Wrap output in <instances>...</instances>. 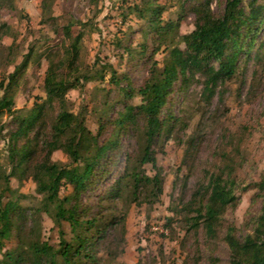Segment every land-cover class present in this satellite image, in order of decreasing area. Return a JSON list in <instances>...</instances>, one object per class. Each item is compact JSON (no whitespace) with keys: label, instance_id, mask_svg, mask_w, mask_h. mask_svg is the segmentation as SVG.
Masks as SVG:
<instances>
[{"label":"rangeland","instance_id":"374dc122","mask_svg":"<svg viewBox=\"0 0 264 264\" xmlns=\"http://www.w3.org/2000/svg\"><path fill=\"white\" fill-rule=\"evenodd\" d=\"M197 1L155 0L156 5L163 7L162 21L178 23V36L174 33L172 38H167L166 45L184 48L180 36L194 29L192 8ZM248 1H243L245 9ZM42 2L0 0V84L8 83L9 74L29 54L26 69L11 94L14 108L22 113L39 104L45 98L47 55L63 51V45L68 42L64 26L70 21L79 22L70 29L72 35H82L79 66L92 75L95 71L103 72L104 79L94 78L82 88L69 89L65 95L66 108L80 114L93 135L107 139L111 129L100 131L106 115L113 118L123 104H138L134 89L142 85L148 74L147 59L153 55L162 66L167 56L164 46L154 52L158 44L153 32H148L146 21L138 18L133 8L137 6L141 10L145 0H46V8ZM225 2L211 0V9L215 14L220 13ZM263 38L264 26L256 36L255 48ZM143 43L145 55L140 53ZM252 52L249 56L240 54L236 73L219 83L209 102L204 100L200 76L174 84L169 103L181 122L171 137H162L154 146L163 179L158 201L141 194L136 202L128 196L98 202L97 196L122 171L126 156L136 152L137 142L132 132L126 130L121 134L119 162L112 168L110 178L81 197L83 202L91 204L93 212L99 211L103 219L113 222L94 248L96 264H211L213 258L227 260V247L221 235L212 238L201 231L188 230L180 213V202L191 198L195 183L207 173L230 168L232 176L247 184L259 181L264 174V55L257 57ZM109 66L117 76H127L130 97H124L110 82ZM126 85L122 80L119 86ZM57 112V105L47 108V121L52 122ZM0 124L3 128L0 163L6 164L5 140L7 131L14 130V125L9 116H4ZM52 160L69 171L77 170L62 150L54 151ZM5 171L8 174L10 168L5 166ZM145 171L149 175L154 172L149 165H145ZM8 183L13 199H18L26 211L27 237L32 239L39 234L42 241L57 247L59 228L51 216L42 209L34 217L31 215V209L39 208L41 198L35 191L33 178L15 175ZM71 190L62 183L60 197ZM237 193L238 204L227 212L225 220L233 223L237 235L242 237L251 233L252 219L259 212L262 200L255 188ZM9 198L10 194H5L3 202ZM61 228L64 239L69 241L72 236L69 224L63 222ZM17 238L18 232L14 230L4 250L15 248Z\"/></svg>","mask_w":264,"mask_h":264},{"label":"trees","instance_id":"16d2710c","mask_svg":"<svg viewBox=\"0 0 264 264\" xmlns=\"http://www.w3.org/2000/svg\"><path fill=\"white\" fill-rule=\"evenodd\" d=\"M243 1L226 0L222 11L215 14L211 0H198L192 8L194 29L180 36L184 44L182 49L166 45L167 38H172L174 33L178 36V23L162 21L163 7L156 5L155 0H145L141 10L134 6L138 18L146 21L148 32H153L154 41H157L154 52L164 46L167 56L162 66L153 55L147 59L148 74L142 85L134 89L138 104H123L113 118L106 115L100 131L110 128L111 135L104 140L87 129L80 114H73L66 108L65 95L69 89L82 88L94 78L104 79L103 72L95 71L92 75L79 66L82 35H72L70 31L79 22L70 21L64 26L68 42L63 45V51L47 55L48 66L43 80L45 98L22 113L14 108L11 92L26 69L29 54L25 56L9 74L8 83L0 84L3 93L0 123L4 116H9L14 125V130L7 131L4 146L8 162L0 163V264H96L94 248L113 222L103 219L99 211L93 212L91 204L83 202L81 197L110 178L112 168L119 162L120 136L126 130L136 138V152L126 156L122 171L97 200L102 203L128 196L136 202L145 194L152 201H158L163 179L156 164L154 146L162 137H171L181 122L169 103L174 84L200 76L204 100L209 102L219 83L236 73L241 53L249 56L254 51L257 57L261 53L264 55V38L255 48L256 36L264 26V0L262 3L249 0L247 9ZM45 3L43 0L44 8L47 7ZM140 47V53L145 55V44ZM127 51L131 54L130 49ZM108 69L110 82L124 97H130L131 84L127 76H117L110 66ZM122 80L127 82L126 87L119 86ZM55 105L58 112L53 121L48 122L47 108ZM2 129L0 124V138ZM56 150H62L77 170L69 171L54 162L52 153ZM145 165L152 168V175L146 173ZM5 166L10 168L8 174ZM15 175L33 178L35 191L41 198L39 208L31 209V215L34 217L42 209L51 216L59 228L57 247L42 241L39 234L32 239L25 234L26 211L18 199H13L8 183ZM62 183L72 190L60 197ZM252 188L258 190L262 205L253 216L251 233L241 237L225 216L238 204L237 192ZM5 194H10V198L4 203ZM180 209L189 231H201L212 238L221 235L228 258L224 262L213 258L211 264H264V174L259 181L247 184L232 176L230 168L207 173L195 183L191 198L180 202ZM63 222L70 227L69 241L64 239ZM14 230L18 232L17 244L6 251L5 242L10 240Z\"/></svg>","mask_w":264,"mask_h":264}]
</instances>
